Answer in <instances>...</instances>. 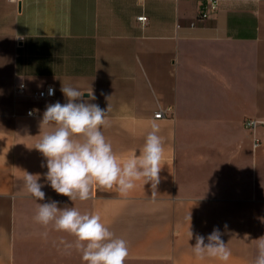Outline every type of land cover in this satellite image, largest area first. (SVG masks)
Masks as SVG:
<instances>
[{
	"label": "crops",
	"instance_id": "0c3cea01",
	"mask_svg": "<svg viewBox=\"0 0 264 264\" xmlns=\"http://www.w3.org/2000/svg\"><path fill=\"white\" fill-rule=\"evenodd\" d=\"M205 3L0 0V264H84L64 250L73 236L34 222L38 203L50 201L99 213L128 242L125 264H254L264 236V137L244 121L264 120V0H221L199 19ZM48 85L55 97L35 98ZM62 85L109 106L102 131L121 160L139 155L159 125L156 187L140 180L127 195L101 189L73 202L41 175L45 200L26 193L24 171L47 172L34 147L50 130L40 127L46 105L67 102ZM214 228L231 250L227 262L193 254L195 236L207 242Z\"/></svg>",
	"mask_w": 264,
	"mask_h": 264
},
{
	"label": "clouds",
	"instance_id": "9594fccd",
	"mask_svg": "<svg viewBox=\"0 0 264 264\" xmlns=\"http://www.w3.org/2000/svg\"><path fill=\"white\" fill-rule=\"evenodd\" d=\"M60 91L67 102L46 105L40 127L50 130L43 133L34 147L45 158L46 164L42 163L41 167H46L47 172L31 174L24 171L22 179L26 193L37 201L45 200V192L42 191L45 184L39 182L41 175L57 194L73 202L92 199L101 189L127 195L140 180H143V185L151 182L152 187H156L160 182L164 155L163 141L158 135L159 125L151 124V131L139 155L133 153L121 160L102 131L110 126L109 106L101 109L92 103L96 99L92 91L87 92V99L84 98L85 91L72 86L62 85ZM54 94L55 89L49 86L47 95ZM38 111L33 109L28 115ZM191 219L189 213V240L193 238ZM33 220L45 229L51 226L57 232L73 236V242L62 241L64 250L79 252L84 264H125L129 255L128 242L116 237L102 222L99 213H82L75 207L60 208L57 201H50L38 203ZM224 227L227 229V224ZM40 235L46 239L48 231ZM222 235L219 228H214L206 242L204 236L197 234L192 246L194 256L199 260L212 258L227 262L232 253L221 239ZM256 240L254 264H264V236Z\"/></svg>",
	"mask_w": 264,
	"mask_h": 264
},
{
	"label": "built area",
	"instance_id": "2783aa9c",
	"mask_svg": "<svg viewBox=\"0 0 264 264\" xmlns=\"http://www.w3.org/2000/svg\"><path fill=\"white\" fill-rule=\"evenodd\" d=\"M220 1L221 0H206L205 7L201 11V13L199 15V19L209 18L211 14L216 13L220 7ZM138 21L143 22L145 24L147 21V17L146 16L139 17ZM22 85H24V84H22ZM49 86H52L55 89V87L53 85H48L45 88H43L39 91H36L34 94L35 98H37L39 100H52L55 97L56 90H55L54 95H52V96L47 95V90H48ZM24 90H25V85H24V87H21V85H20L19 92H24ZM41 93H44V95H41ZM30 111L31 110H28L27 114ZM168 111H170V109H168L166 111L159 110L155 113L154 118L155 119H163L166 117ZM34 115H35V113L33 112V115H31V116H34ZM244 126L248 131H250L256 135H257V133H259L261 136L264 137V120L248 118L244 121ZM254 145L256 148L261 145V138L259 136L255 137V144Z\"/></svg>",
	"mask_w": 264,
	"mask_h": 264
}]
</instances>
